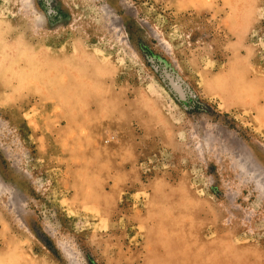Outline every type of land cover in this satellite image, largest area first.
I'll return each instance as SVG.
<instances>
[{"label": "rangeland", "instance_id": "obj_1", "mask_svg": "<svg viewBox=\"0 0 264 264\" xmlns=\"http://www.w3.org/2000/svg\"><path fill=\"white\" fill-rule=\"evenodd\" d=\"M0 264H264V0H0Z\"/></svg>", "mask_w": 264, "mask_h": 264}, {"label": "water", "instance_id": "obj_2", "mask_svg": "<svg viewBox=\"0 0 264 264\" xmlns=\"http://www.w3.org/2000/svg\"><path fill=\"white\" fill-rule=\"evenodd\" d=\"M169 64L165 63V70L160 75L162 81L166 84V86L171 90V92L176 96V98L181 102L186 95L185 88L183 87V81L178 75H174L172 72H168L166 68ZM158 69H156V73H158Z\"/></svg>", "mask_w": 264, "mask_h": 264}]
</instances>
